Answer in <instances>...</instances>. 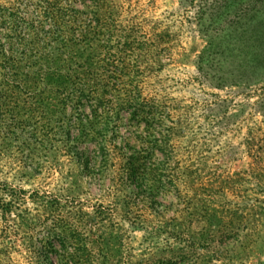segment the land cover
I'll use <instances>...</instances> for the list:
<instances>
[{"label":"rangeland","instance_id":"1","mask_svg":"<svg viewBox=\"0 0 264 264\" xmlns=\"http://www.w3.org/2000/svg\"><path fill=\"white\" fill-rule=\"evenodd\" d=\"M102 1L142 43L127 62L160 117L123 116L100 163L50 98L8 103L0 264H264V0Z\"/></svg>","mask_w":264,"mask_h":264},{"label":"trees","instance_id":"2","mask_svg":"<svg viewBox=\"0 0 264 264\" xmlns=\"http://www.w3.org/2000/svg\"><path fill=\"white\" fill-rule=\"evenodd\" d=\"M79 1L83 11L78 0H26L22 11L0 8V116L14 100L50 98L61 132L75 144L90 142L88 159L101 163L110 156L109 128L123 116L148 126L160 116L127 62L142 43L121 29L102 0ZM15 118L7 128L36 133L39 123ZM60 264L84 263L67 254Z\"/></svg>","mask_w":264,"mask_h":264}]
</instances>
